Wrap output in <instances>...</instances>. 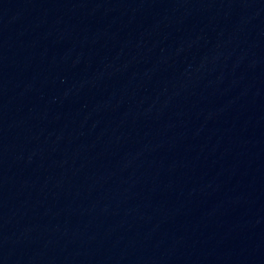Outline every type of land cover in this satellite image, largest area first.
<instances>
[{
	"label": "water",
	"instance_id": "obj_1",
	"mask_svg": "<svg viewBox=\"0 0 264 264\" xmlns=\"http://www.w3.org/2000/svg\"><path fill=\"white\" fill-rule=\"evenodd\" d=\"M0 264H264V0H0Z\"/></svg>",
	"mask_w": 264,
	"mask_h": 264
}]
</instances>
